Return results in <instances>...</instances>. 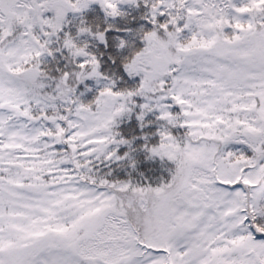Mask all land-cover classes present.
Segmentation results:
<instances>
[{"label":"snow or ice","instance_id":"1","mask_svg":"<svg viewBox=\"0 0 264 264\" xmlns=\"http://www.w3.org/2000/svg\"><path fill=\"white\" fill-rule=\"evenodd\" d=\"M0 264H264V0H0Z\"/></svg>","mask_w":264,"mask_h":264},{"label":"trees","instance_id":"2","mask_svg":"<svg viewBox=\"0 0 264 264\" xmlns=\"http://www.w3.org/2000/svg\"><path fill=\"white\" fill-rule=\"evenodd\" d=\"M126 11H128L130 13V15L128 16H124V17H117L115 20H112L111 18H109V23H113L115 24L117 27H133L135 28L138 24V21L136 19H133V17H137V12L131 10V9H125ZM87 21L93 26V30H96V25L100 26V30H103L104 28V16L103 13L99 11V9L96 6H93V8L91 10H89L86 14H85ZM79 20L78 18L76 20L73 21V23H78ZM112 35H123V33H113ZM127 39H132L131 34L129 36L126 37ZM91 44H95V41H92L90 43V47ZM93 51H95L97 53V55H99V53L101 51H104L102 46H97L96 48L92 49ZM105 63L103 65L104 69H107V73L109 75H111L112 72V67L110 66L109 63H107V54H105V57L103 58ZM57 60L59 61V65H50V67H56V66H63L66 61L63 59H60L59 54H57ZM86 83H91L89 81H86Z\"/></svg>","mask_w":264,"mask_h":264}]
</instances>
